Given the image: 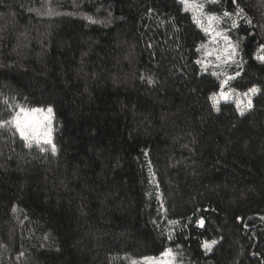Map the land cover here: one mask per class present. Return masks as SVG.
I'll list each match as a JSON object with an SVG mask.
<instances>
[{
	"label": "trees",
	"instance_id": "16d2710c",
	"mask_svg": "<svg viewBox=\"0 0 264 264\" xmlns=\"http://www.w3.org/2000/svg\"><path fill=\"white\" fill-rule=\"evenodd\" d=\"M192 3L0 0V264H264V0Z\"/></svg>",
	"mask_w": 264,
	"mask_h": 264
},
{
	"label": "rangeland",
	"instance_id": "374dc122",
	"mask_svg": "<svg viewBox=\"0 0 264 264\" xmlns=\"http://www.w3.org/2000/svg\"><path fill=\"white\" fill-rule=\"evenodd\" d=\"M221 93L225 94L228 97L225 100H232L240 111H243L249 108L248 105H249V101H251L250 97L252 95V92L248 91V92L237 94L231 91L221 90L219 93V96L220 98L224 99L221 96ZM24 109L25 110L43 109V111L40 113H34V112L28 113L27 120L31 124V127L26 129L27 135H28L27 139L21 135L20 130L17 128L15 124L19 134L29 142L43 143L47 146V148H49L50 150H53V146H54L53 144V135H54L53 115L52 113H49L47 111L49 107H36V108H24ZM45 117H47L46 120H45ZM20 118L21 120L25 119L24 116H21ZM45 141H50V143L45 142ZM169 252H170V255L167 254ZM142 261L149 263V264H175V257H174V254L170 250H167L159 256L143 258Z\"/></svg>",
	"mask_w": 264,
	"mask_h": 264
},
{
	"label": "snow or ice",
	"instance_id": "6c2138e0",
	"mask_svg": "<svg viewBox=\"0 0 264 264\" xmlns=\"http://www.w3.org/2000/svg\"><path fill=\"white\" fill-rule=\"evenodd\" d=\"M181 2L184 3V4H186V5H188V6H190V7H195L197 10H200V11H201V15H205V13L203 12V8H204V5H203V4H193V3H192V0H181ZM217 2H218V0H208V3H209V4H216ZM231 3L234 4V5H236V4H237V0H231ZM242 12H243V9H239V8L237 7V11H236V13L229 12V11H225V12L223 13V16L226 17V18H228V19H231L232 16H233L234 14H236V15H240ZM207 19H208L209 26H211V25L213 24V22H216V23L218 24V23L221 21L222 18H221V17H217L215 14H212V15H208V16H207ZM197 23H200V21L197 20ZM249 23H250V21H249ZM231 27H233V28L237 27V24H236L235 21L232 22ZM203 30H204L206 33L209 32V29H208V28H205V29H203ZM215 34H216V35H220L219 32H216ZM224 39H225L226 42H227L228 49H230V51H228V56H227L226 59L230 60V59H232V58L235 56L238 45H236V44H232L231 41L228 40L227 37H224ZM201 47H203V45H202ZM261 51H264V48H262ZM209 55H211V53H209ZM217 59H220V57L217 56ZM256 59H258V60L264 62V55H259V56L256 57ZM198 63H199V61H198ZM230 79H232V78H230ZM227 82H228V81L225 80L223 83H224V84H227ZM249 91L252 92V93H256L258 90H257L256 88L253 87V88H251ZM245 95H247V94H245ZM221 96H222L224 99H227V98H228V97H227L225 94H223V93H221ZM213 99H214V98H213ZM248 106L251 107V101H249V105H248ZM42 111H43V109H29V110H25L23 107H20V108L18 109V111H17V113H16V117H15V119H14V122H15L17 128L20 130L21 135L24 136L26 139L28 138V135H27V131H26V129L29 128V127H31V124H30V123L28 122V120H27L28 113H29V112L40 113V112H42ZM47 111H48L49 113H51L52 109L49 108ZM21 116H24L25 119H24V120H21V118H20ZM46 119H47V117H45V120H46ZM37 123H38V121H37ZM33 130H34V129H33ZM45 142H49V143H50V141H45ZM53 150H55V149H54V146H53ZM200 225H201V226L203 225V221H202V220L200 221ZM212 243L214 244L215 241H213ZM205 247H206V248H210L211 245H209V244L206 242V243H205ZM167 254L170 255V252L167 253Z\"/></svg>",
	"mask_w": 264,
	"mask_h": 264
}]
</instances>
